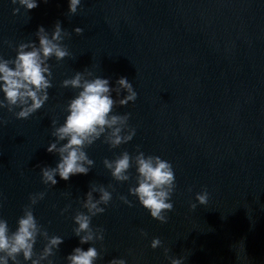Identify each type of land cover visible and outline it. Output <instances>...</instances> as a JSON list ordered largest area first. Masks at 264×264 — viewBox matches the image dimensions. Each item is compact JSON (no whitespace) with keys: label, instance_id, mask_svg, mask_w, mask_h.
<instances>
[{"label":"water","instance_id":"water-1","mask_svg":"<svg viewBox=\"0 0 264 264\" xmlns=\"http://www.w3.org/2000/svg\"><path fill=\"white\" fill-rule=\"evenodd\" d=\"M69 2L38 0L29 11L0 0L5 59H14L21 43L38 46L40 26L51 34L60 21L71 33L63 41L71 55L48 61L54 78L45 105L28 119L0 108V120L7 121L0 123V217L15 231L30 195L46 192L33 212L50 237L63 238L49 258L53 264H69L67 256L77 247H96L101 258L95 264L119 258L127 264H171L169 257L184 264H264V0H81L75 15ZM85 71L109 79L112 88L121 77L133 84L137 100L117 103L112 114L131 113L136 135L115 149L102 136L85 149L95 162L87 175L68 181L57 175L55 186L45 185L41 168L59 161L47 151L56 141L52 122H65V109L79 91L62 82ZM138 145L173 166L177 187L166 224L130 194L138 186L135 165L131 179L119 182L103 163L124 151L135 156ZM93 185L105 186L113 199L92 218L94 229H105L104 240L82 245L74 216L87 213L81 202ZM205 189L209 200L200 205L196 195ZM94 196L99 199V193ZM156 237L163 246L153 249ZM46 243L38 237L37 254Z\"/></svg>","mask_w":264,"mask_h":264},{"label":"clouds","instance_id":"clouds-1","mask_svg":"<svg viewBox=\"0 0 264 264\" xmlns=\"http://www.w3.org/2000/svg\"><path fill=\"white\" fill-rule=\"evenodd\" d=\"M47 2V0H45ZM31 11L38 7V0H11ZM81 5V0H70L69 13L75 15ZM20 8L14 9V14L19 13ZM77 35H83L84 29L76 27ZM39 45L35 42L21 43L16 48L17 55L14 59H5L0 56V91L4 99H0V108H7L14 113L17 119H28L32 114L40 110L49 100L48 90L53 87L52 66L48 61L55 57L57 61H63L71 55L68 47L63 43L65 38H71V33L62 28L61 22L57 21L53 32L50 34L43 26H40L35 33ZM11 46V44L9 45ZM90 71L76 72L73 78L65 79L62 87L77 89L75 96L66 107L69 113L62 125L56 126L53 121L52 135L56 138L47 148L49 153L57 154L59 161L56 167H42V182L45 185L55 186L58 183L57 175L68 181L73 175H87L94 166V160L90 159L85 149L92 146L102 136L104 143L115 149L122 144L133 140L136 129L129 125L131 113L125 115L112 114L117 103L126 106L129 102H135L138 93L134 90L132 83L126 77L116 81L117 86L112 88L110 80L105 78H92ZM115 92L119 98L122 92L127 94L120 99H113ZM16 109H20L16 111ZM6 124L7 121L0 120ZM66 141V143H62ZM105 167L110 170L112 177L119 182H126L131 179L130 169L135 165L136 182L138 186L129 189L131 195L138 197L141 205L150 212L153 219L166 224L167 213L173 211L174 205L169 202L177 187L173 166L170 162L160 156L145 155L137 146V154L132 156L124 151L114 160L105 159ZM108 187H113L109 185ZM114 190V188H113ZM94 193H99L96 199ZM67 195V194H66ZM46 192L30 195L31 203L24 208V214L18 219V227L11 231L8 222L0 217V264H21L20 256L24 261H31V264H42L55 255L56 249L63 243L59 236H49V233L37 221L33 206L43 200ZM113 196L103 185H93L82 201V207L87 210L77 211L74 221L78 225L74 233L80 238V243L89 244L97 240H104L105 229L102 227L93 228L92 218L103 214L112 201ZM124 203L131 205V201L125 196H120ZM196 200L200 205H206L209 200V193L205 189L197 193ZM0 203V207H2ZM71 205L65 207L61 214L67 212ZM197 204H191L195 210ZM141 235L147 236V232L141 230ZM38 237L47 241L43 250L37 254L35 245ZM163 246V242L156 237L151 242L153 249ZM170 249L165 248V255ZM101 258L96 247H89L85 251L81 247L73 250L67 256L69 264H95ZM171 264H184L183 258H171ZM109 264H127L123 258L113 259Z\"/></svg>","mask_w":264,"mask_h":264}]
</instances>
